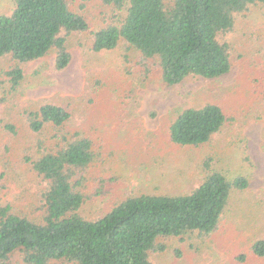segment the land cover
Returning <instances> with one entry per match:
<instances>
[{"label": "trees", "instance_id": "trees-1", "mask_svg": "<svg viewBox=\"0 0 264 264\" xmlns=\"http://www.w3.org/2000/svg\"><path fill=\"white\" fill-rule=\"evenodd\" d=\"M89 1L79 0L74 9L71 0H13L12 10L0 15V58L16 62L4 71L10 91L23 79L24 63L52 52L54 68H65L71 59L67 36L86 31L95 52L114 50L120 43L136 50L144 75L157 68L167 86L188 76H222L232 65L230 46L222 36L233 29L238 14L264 4V0H101L110 12L91 31L82 12ZM21 116L37 136L35 153L26 156L24 164L37 180L31 186H38L33 198L42 214L39 220L30 219L0 198V264H8L16 253L25 264H153L150 253L166 248L161 239L211 233L231 190L248 186L244 177L231 180L211 169L185 194L129 195L103 215L88 218L81 214L82 206L105 196L115 183L114 176L95 173L109 153L89 135L63 131L72 117L64 105L45 100L36 108L22 109ZM228 119L215 102L186 107L169 124L168 137L174 144L198 146ZM47 125L55 129L49 149L42 136ZM0 126L11 133L15 129L3 118ZM250 251L264 257V238L253 241ZM245 258L236 255L239 263L234 264Z\"/></svg>", "mask_w": 264, "mask_h": 264}, {"label": "rangeland", "instance_id": "rangeland-1", "mask_svg": "<svg viewBox=\"0 0 264 264\" xmlns=\"http://www.w3.org/2000/svg\"><path fill=\"white\" fill-rule=\"evenodd\" d=\"M78 4L79 0H71L72 8ZM12 7L13 0H0V15ZM82 12L94 31L110 8L101 0H90ZM222 39L230 46L228 73L216 78L188 76L170 86L163 84L157 68L144 75L140 55L125 43L95 52L90 31L67 36L71 59L61 70L54 68L52 52L22 64L24 77L11 91L4 71L16 62L0 58V118L15 128L11 133L0 126L3 203L33 220L42 214L33 198L37 185L31 186L37 180L24 164V158L35 153L37 136L25 126L21 110L49 100L72 112L64 132L89 135L109 153L95 173L104 171L115 177V183L105 196L84 204L82 215L97 218L129 195L185 194L207 171L217 169L231 180L246 178L248 186L231 190L211 233L161 239L165 250L150 253V259L153 264H234L239 263L236 255L244 254L240 264H264V257L250 251L253 241L264 238V4L238 14ZM206 102L220 104L229 123L198 146L172 143L168 127L177 113ZM54 133L51 125L42 132L47 149L55 141ZM8 264L25 263L16 253Z\"/></svg>", "mask_w": 264, "mask_h": 264}]
</instances>
